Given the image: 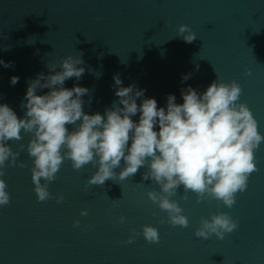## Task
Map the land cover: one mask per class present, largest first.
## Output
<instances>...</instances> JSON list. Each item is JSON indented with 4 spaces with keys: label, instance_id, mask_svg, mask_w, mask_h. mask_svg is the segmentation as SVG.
I'll use <instances>...</instances> for the list:
<instances>
[{
    "label": "water",
    "instance_id": "obj_1",
    "mask_svg": "<svg viewBox=\"0 0 264 264\" xmlns=\"http://www.w3.org/2000/svg\"><path fill=\"white\" fill-rule=\"evenodd\" d=\"M180 25L196 34L194 42L176 37ZM78 52L85 73L65 87L89 89L83 97L87 114L103 115L112 106L116 74L123 86L146 90L145 98H155L158 107L166 105L168 94L183 103L182 88L203 92L214 80L235 81L242 90L238 102L247 105L264 134V0H0V60L12 65L0 66V103L18 118L28 83L47 75V65L58 67ZM187 73L191 78L181 83ZM13 76L19 77L15 86ZM30 139L23 134L9 142L20 155L0 177L10 196L0 207V264H264V143L254 153L257 171L231 208L208 197L197 203L191 193L185 200L183 186L177 190L171 199L188 219L185 228L172 226L148 198L159 187L142 179L146 168L98 186L87 183L96 166L74 170L65 160L48 184L51 199L38 202L26 151ZM59 196L64 199L57 203ZM220 213L236 221L237 229L223 240L194 235L202 219ZM146 225L158 230L157 243L143 238Z\"/></svg>",
    "mask_w": 264,
    "mask_h": 264
},
{
    "label": "clouds",
    "instance_id": "obj_2",
    "mask_svg": "<svg viewBox=\"0 0 264 264\" xmlns=\"http://www.w3.org/2000/svg\"><path fill=\"white\" fill-rule=\"evenodd\" d=\"M177 33L185 43L197 38L187 25H180ZM78 53L77 58H64L58 67L47 65V75L39 73L28 83L21 101L23 118H18L7 103H0V177L5 175L7 165H16L20 155L9 142L29 134L26 151L32 159L31 180L38 202L51 199L48 184L54 181L62 163L70 160L74 170L89 163L96 166L87 183L98 186L109 180L123 181L146 168L142 179L159 187L158 193L149 191L147 196L167 213L172 226L186 228L189 223L177 201L171 199L181 186L182 199L191 193L197 203L208 197L228 208L234 205L236 194L246 190L250 174L257 171L254 153L264 143L252 112L238 102L242 90L237 82L214 80L203 92L188 86L181 89L183 103L168 94L166 105L158 107L155 98H145L146 90L136 84L123 86L116 74L113 88L117 99L103 115H90L84 111L83 99L89 89L77 84L65 87L67 80L79 81L85 73L81 67L83 53ZM0 66L12 65L0 60ZM191 76L183 75L181 83ZM18 81L19 77L13 76L10 85ZM44 89L48 91L37 94ZM19 166L24 167L22 163ZM117 168L121 169L119 174ZM6 188L0 178V207L10 202ZM63 199L59 196L57 203ZM124 221L122 216L120 222ZM78 226L79 221L74 222V227ZM237 227L229 215L220 213L202 219L194 235L205 240L214 235L223 240ZM142 235L149 243L159 241L158 230L152 226H144ZM127 242L133 241L130 238Z\"/></svg>",
    "mask_w": 264,
    "mask_h": 264
}]
</instances>
